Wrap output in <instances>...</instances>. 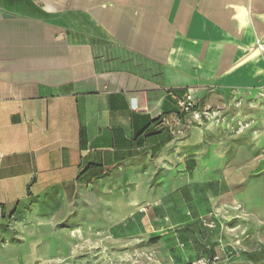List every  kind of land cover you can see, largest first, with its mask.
<instances>
[{"label":"crops","instance_id":"0c3cea01","mask_svg":"<svg viewBox=\"0 0 264 264\" xmlns=\"http://www.w3.org/2000/svg\"><path fill=\"white\" fill-rule=\"evenodd\" d=\"M141 239L264 264V0H0V264Z\"/></svg>","mask_w":264,"mask_h":264},{"label":"rangeland","instance_id":"374dc122","mask_svg":"<svg viewBox=\"0 0 264 264\" xmlns=\"http://www.w3.org/2000/svg\"><path fill=\"white\" fill-rule=\"evenodd\" d=\"M229 111L233 114L234 116V120H232V122L234 121L237 126H240V128H242V126L246 127V124L249 125V127H253L252 125V122H253V119L248 116L247 114L250 112L252 113L254 111V108L250 105H245V103L242 101H236L229 109ZM237 117H240L243 119V124L241 125L240 122L242 121H238L236 118ZM248 127V126H247ZM12 228V226H11ZM8 234H12L13 236V232H8ZM155 240H157V238H152L149 242H154ZM148 244L147 241H144V240H139L135 245H133L132 249L134 253H131L130 252V249L125 246L126 244H121L120 247H119V255L120 257L123 256V257H126L129 255L131 256H136L137 258H139V261L138 262H135V263H130V264H145V263H142L140 258L141 257H144L147 253H146V250H145V247L146 245ZM153 249V248H152ZM108 250V249H107ZM82 253L84 252V250L81 251ZM103 253L101 254L100 253V250H97V249H91L90 252H89V256L88 258L90 260H96V261H99V257L100 255L103 256V259L105 255H107L105 249L102 251ZM152 252H154L152 250ZM79 254V253H78ZM76 254L75 258L73 259L75 261V263H72V264H83L81 261H83V258H79V255ZM109 254V253H108ZM136 261V260H135ZM97 264H101L100 262H96ZM102 264H105V263H102ZM119 264H127V263H119ZM209 264H212V261L209 263ZM224 264V263H222Z\"/></svg>","mask_w":264,"mask_h":264},{"label":"built area","instance_id":"2783aa9c","mask_svg":"<svg viewBox=\"0 0 264 264\" xmlns=\"http://www.w3.org/2000/svg\"><path fill=\"white\" fill-rule=\"evenodd\" d=\"M262 48L261 45H259ZM177 105L181 109L182 112L191 114L195 111L197 103L191 94H184L182 96L177 97ZM163 123L169 125V121L167 119H163ZM211 261L201 260L197 263L193 264H209ZM212 264H222L220 258L215 257L212 259Z\"/></svg>","mask_w":264,"mask_h":264}]
</instances>
